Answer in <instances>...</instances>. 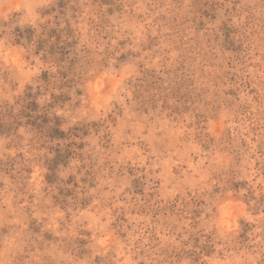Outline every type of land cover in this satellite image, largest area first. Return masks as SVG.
Returning a JSON list of instances; mask_svg holds the SVG:
<instances>
[{
	"label": "clouds",
	"instance_id": "obj_1",
	"mask_svg": "<svg viewBox=\"0 0 264 264\" xmlns=\"http://www.w3.org/2000/svg\"><path fill=\"white\" fill-rule=\"evenodd\" d=\"M0 264H264V0H0Z\"/></svg>",
	"mask_w": 264,
	"mask_h": 264
}]
</instances>
